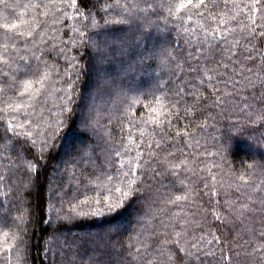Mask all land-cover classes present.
I'll return each instance as SVG.
<instances>
[{"label":"snow or ice","instance_id":"obj_1","mask_svg":"<svg viewBox=\"0 0 264 264\" xmlns=\"http://www.w3.org/2000/svg\"><path fill=\"white\" fill-rule=\"evenodd\" d=\"M101 7L118 9L103 25L79 0H0V264H28L29 221L19 208L12 214L9 194L23 198L58 139L65 164L93 166L62 217L98 225L90 242H65L81 250L74 257L88 264H264V0ZM160 18L163 36L153 33ZM56 25L72 33L67 41ZM69 46L80 57L62 75L58 59H69ZM84 55L83 74L94 85L74 100ZM65 76L66 86L56 88ZM54 91L62 95L52 112L46 104ZM98 101L111 104L106 123ZM217 116L228 122L214 138L216 151H187L199 148L197 130ZM113 119L118 132L107 127ZM237 152L240 166L225 170V154Z\"/></svg>","mask_w":264,"mask_h":264},{"label":"trees","instance_id":"obj_2","mask_svg":"<svg viewBox=\"0 0 264 264\" xmlns=\"http://www.w3.org/2000/svg\"><path fill=\"white\" fill-rule=\"evenodd\" d=\"M19 3H27L28 0H17ZM124 2V0H121ZM136 2V0H132ZM81 8L87 12L92 10L96 19L101 25L104 23V19H113L118 9H110L107 13L102 9V5L115 4V0H79ZM95 5V7H93ZM102 17L104 19H102ZM161 24L159 33L153 29L154 35H165L163 28V19L160 18L157 21ZM70 23V22H68ZM60 28L59 36L63 40H68L72 33L60 25H56ZM175 33L171 34V40L175 43ZM243 43V41H242ZM80 51L77 48L69 46L65 52L68 60L63 58L58 59L61 74L65 69H68L69 63H71V57H80ZM51 60V57L49 58ZM88 57L84 55L82 59H79L78 68L81 69V74L78 80L75 81L73 99H77L81 93L87 94L92 89L94 84V76L89 72L88 75H84L87 69ZM73 76L76 75V69H69ZM68 77H63L59 83L55 85L56 88H63L66 86ZM0 83H3V78H0ZM62 95L61 92L54 91L48 98L46 108H51L52 112H55L56 106L61 103L58 97ZM0 96V99H3ZM100 101H98L99 103ZM103 105L102 108V123L107 121V109L111 108V104ZM220 109L212 110L213 115H216ZM45 116H50L47 111ZM225 116L228 114L225 113ZM51 118H55L52 116ZM228 121L217 116L216 120L209 118L208 125L202 129L197 130V139L200 140V146L198 149H187V151L203 152L205 149L207 152H215L216 140L215 137L219 136L222 126ZM107 127L113 132H118V126L115 119ZM101 133L103 129H100ZM62 141L57 140L55 147L47 151L43 159H40L39 164L32 173V182L30 188L23 191V198H20V193L11 192L9 194V206L12 207V214H17V208L23 211L24 217L29 223L27 224V238L30 246V255L28 257V264H88L87 257L85 256L81 260L80 256H73L74 252L81 251L76 247L71 249L66 246V241L69 245L73 241L79 243L83 240L89 242L94 239V234L99 230L97 222L92 218H75L71 220H64L62 217L68 213L67 201L75 195V188L79 187L81 191L83 189L82 174L86 175L93 171V166L84 161H77V166L73 168V162L69 161L65 164L67 159L64 155V148L62 147ZM99 153V149H97ZM226 163L224 164L225 170L229 164L235 167L240 166V161L244 159L243 154L237 152L235 155L225 154ZM206 163L217 162L220 163L219 156H201ZM3 161H0V171H2ZM218 171V169H214ZM73 172L75 175L73 176ZM53 181V182H52ZM53 184V185H52ZM70 187L73 189L69 191ZM6 191V186L0 184V199H3V194ZM67 193V195H65ZM205 200L207 197L204 198ZM195 211V208L192 209ZM134 220L132 221V227H135ZM131 230V229H130Z\"/></svg>","mask_w":264,"mask_h":264},{"label":"rangeland","instance_id":"obj_3","mask_svg":"<svg viewBox=\"0 0 264 264\" xmlns=\"http://www.w3.org/2000/svg\"><path fill=\"white\" fill-rule=\"evenodd\" d=\"M94 85V84H93ZM93 85H92V88H93ZM99 104H100V106H101V108H103V105H102V103L101 102H99ZM53 182V181H52ZM53 185V184H52Z\"/></svg>","mask_w":264,"mask_h":264}]
</instances>
